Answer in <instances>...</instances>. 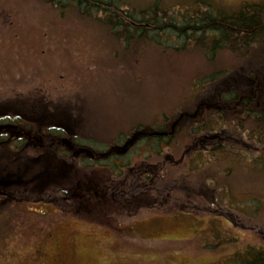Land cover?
Segmentation results:
<instances>
[{
    "label": "rangeland",
    "instance_id": "rangeland-1",
    "mask_svg": "<svg viewBox=\"0 0 264 264\" xmlns=\"http://www.w3.org/2000/svg\"><path fill=\"white\" fill-rule=\"evenodd\" d=\"M160 1L170 10L205 2L229 11L264 2ZM94 20L73 6L0 0V264H234L264 241V121L245 122L250 135L239 146L220 150L208 140L204 149L202 127L212 133L227 122L234 132L240 106H223V118L210 106L219 100L197 83L241 56L222 50L211 62L195 43L128 49ZM161 130L175 135L169 148L140 145L129 159L156 166L155 191L85 207L63 201L58 189L106 173L105 161L84 164L98 158L95 148ZM74 141L86 151L78 145L76 153Z\"/></svg>",
    "mask_w": 264,
    "mask_h": 264
},
{
    "label": "trees",
    "instance_id": "trees-1",
    "mask_svg": "<svg viewBox=\"0 0 264 264\" xmlns=\"http://www.w3.org/2000/svg\"><path fill=\"white\" fill-rule=\"evenodd\" d=\"M44 1L61 8L73 6L84 17L95 19L96 22L97 20L102 21V24L113 34L114 39H117V42H123L128 49L135 47V44L154 43L164 49L182 50L187 49L190 43H195V46L201 48L211 62L222 50H230L239 54L241 62L233 66V69L220 70L211 76L200 79L197 83L201 88H209L211 97L219 100V103H213L210 106L213 110L220 111L222 117L226 114L223 106L226 108L230 105L240 106L239 110H235L234 132L230 133L226 127L227 122L218 131L215 129L216 132L212 133L211 130L208 131L202 127L200 132L202 131L206 135L204 134L198 141L204 143V149L209 150V145H213V143L217 146L216 149L220 150L221 145L222 149L233 146V144L239 146L241 140L250 135L249 130L245 128V122H253L258 126L263 124L264 2H245L238 9L229 11L205 2H199L201 4L181 10L175 8L170 10L163 7L160 0H155L144 7H138L134 3L124 0ZM2 120V122H6L5 119ZM191 128V131L198 137L199 129H195L193 126ZM163 131L161 130L157 135L146 136L140 143H132L133 140L116 143L115 140L114 143L110 142L100 150L95 148L101 151H93L98 158L84 162L85 166H92V161L93 165H100L105 161L104 165L110 175H106L107 169H104L106 170V173L102 174L104 178L101 177L97 181L87 179L78 182L75 187L70 189H58L59 193H64L63 201L78 202V205L81 203V206L84 207L86 205L94 206V203H112L108 197L119 201L124 198L130 200L136 196L137 191L156 190L158 175L155 174L152 165L149 167L148 163L145 164L146 162L133 165V160L129 159L131 155L135 157L140 145L146 147L156 145L158 152L162 154L164 146L169 148L172 136H175ZM232 134H235V143L231 139ZM208 140L214 142L208 144L206 143ZM74 142L77 145L74 144L72 149H80L79 146H81L84 148L83 151H86L87 146H83L78 141ZM44 145L46 147L52 145L50 133L45 136ZM199 152L200 150H198ZM239 152L241 153V151ZM102 154L107 155L106 158H99V155L102 156ZM213 156L219 158L217 151L213 153ZM117 161L123 164L120 169L115 164ZM258 163L262 166L264 161H258ZM192 164L195 169H198L197 166L202 167L201 163L195 162V160ZM189 168L191 169L192 166ZM94 174L98 175V173ZM212 187L216 189L214 185ZM47 200L57 201L56 198L54 200L47 198ZM233 262L234 264H264V241L259 246H250L237 254Z\"/></svg>",
    "mask_w": 264,
    "mask_h": 264
},
{
    "label": "flooded vegetation",
    "instance_id": "flooded-vegetation-1",
    "mask_svg": "<svg viewBox=\"0 0 264 264\" xmlns=\"http://www.w3.org/2000/svg\"><path fill=\"white\" fill-rule=\"evenodd\" d=\"M4 119H6V118H4ZM7 122V121H6ZM14 122V121H13ZM43 140V137L41 138V141ZM39 141H40V137H39ZM64 141L66 142L67 140L66 139H64ZM76 153H77V151H75ZM144 164V163H143ZM145 164H147V163H145ZM152 168L154 169V168H156V166L155 165H153L152 166ZM155 172V171H154Z\"/></svg>",
    "mask_w": 264,
    "mask_h": 264
}]
</instances>
